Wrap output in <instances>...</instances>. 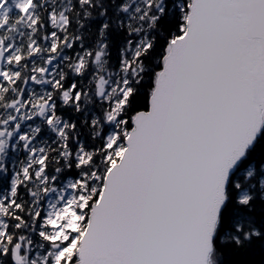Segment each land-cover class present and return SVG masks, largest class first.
Returning <instances> with one entry per match:
<instances>
[{
    "label": "snow or ice",
    "instance_id": "6c2138e0",
    "mask_svg": "<svg viewBox=\"0 0 264 264\" xmlns=\"http://www.w3.org/2000/svg\"><path fill=\"white\" fill-rule=\"evenodd\" d=\"M0 264H264V0H0Z\"/></svg>",
    "mask_w": 264,
    "mask_h": 264
}]
</instances>
